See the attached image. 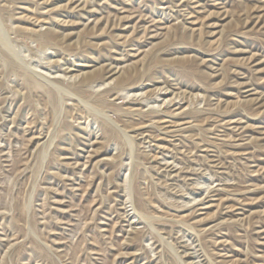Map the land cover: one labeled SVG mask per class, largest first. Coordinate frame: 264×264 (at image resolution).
I'll return each instance as SVG.
<instances>
[{
	"label": "rangeland",
	"instance_id": "rangeland-1",
	"mask_svg": "<svg viewBox=\"0 0 264 264\" xmlns=\"http://www.w3.org/2000/svg\"><path fill=\"white\" fill-rule=\"evenodd\" d=\"M0 264H264V0H0Z\"/></svg>",
	"mask_w": 264,
	"mask_h": 264
},
{
	"label": "bare ground",
	"instance_id": "bare-ground-1",
	"mask_svg": "<svg viewBox=\"0 0 264 264\" xmlns=\"http://www.w3.org/2000/svg\"><path fill=\"white\" fill-rule=\"evenodd\" d=\"M95 3H96V2H95ZM89 4H90V3H89ZM73 6H74V5H73ZM70 7H71V6H69V8H70ZM80 7H81V6H80ZM80 7H78V8H80ZM78 8H77V9H78ZM74 9H75V8H74ZM77 9H75V10H77ZM67 10H68V9H67ZM75 10H74V11H75ZM89 10H90V9H89ZM72 11H73V10H72ZM84 13H85V12H84ZM85 14H86V13H85ZM86 15H87V14H86ZM8 60H9V59H8ZM9 63H10V62H9ZM12 64H13V63H12ZM14 64H15V63H14ZM16 64H17V63H16ZM11 66H13V65H11ZM9 67H10V66H9ZM111 70H112V69H111ZM114 71H115V70H114ZM33 72H34V71H33ZM39 75H40V74H39ZM55 76H56V75H55ZM100 76H101V75H100ZM55 78H56V77H55ZM44 79H45V78H44ZM37 80H38V78H37ZM39 81H41V79H40ZM42 81H44V80H42ZM45 81H46V80H45ZM52 81H54V80H52ZM52 81H51V82H52ZM48 83H49V81H48ZM88 83H89V82H88ZM53 84H54V82H53L52 84H49V85H53ZM90 84H91V83H90ZM90 84H89V85H90ZM55 85H56V84H55ZM79 85H80V84H79ZM87 85H88V84H87ZM84 86H85V85H84ZM118 86H119V85H118ZM59 87H60V86H59ZM59 87H58V88H59ZM82 87H83V84H82V86H81L80 89H84V88H82ZM54 88H55V87H54ZM56 88H57V87H56ZM56 88H55V89H56ZM76 88H77V87H75L74 89H76ZM112 88H113V87H112ZM116 88H117V87H116ZM119 88H120V87H119ZM125 88H127V87H125ZM131 88H132V87H131ZM51 89H52V87H51ZM61 89H62V88H61ZM85 89H86V88H85ZM85 89H84V90H85ZM114 89H115V87H114ZM52 90H53V89H52ZM57 90H58V89H57ZM69 90H70V89H69ZM72 90H73V89H71V94H72V92H73ZM78 90H79V89H78ZM84 90H81V92H83ZM87 90H88V89H87ZM110 90H111V89H110ZM79 91H80V90H79ZM79 91L76 90V92H79ZM108 91H109V90H108ZM57 92H58V91H57ZM57 92H56V93H57ZM66 92H67V91H66ZM85 92H86V91H85ZM90 92H91V91H90ZM69 93H70V92H69ZM69 93H67V94H69ZM105 93H106V92H105ZM129 93H130V92H129ZM61 94H62V93H61ZM83 94L85 95L86 93H83ZM63 95H64V94H63ZM105 95H106V94H105ZM113 95H114V94H113ZM116 95H117V94H116ZM71 96H72V95H71ZM73 96H74V95H73ZM85 97H88V96H85ZM111 97H112V96H111ZM119 97H120V95H119ZM83 98H84V97H83ZM78 99H79V101H80V98H77V100H78ZM81 99H82V98H81ZM86 99H88V98H86ZM86 99H85V101H87ZM92 99H93V98H92ZM117 99H118V98H117ZM131 99H132V98H131ZM77 100H76V102H77ZM106 100H107V99H106ZM132 100H133V99H132ZM136 100H137V99H136ZM136 100H135V101H136ZM80 102L82 103L83 100L80 101ZM89 102H90V101H89ZM105 102H106V101H105ZM85 103H86V102H85ZM83 104H84V103H83ZM85 105H86V104H85ZM97 105H98V104H97ZM80 106H81V104H80ZM81 107H82V106H81ZM92 107H94V106H92ZM129 111H130V110H129ZM99 112H100V111H99ZM166 117H167V116H166ZM106 119H107V118H106ZM108 127H109V126H108ZM110 127H111V125H110ZM116 127H117V126H116ZM115 129H116V128H115ZM115 129H114V130H115ZM119 129H120V128H119ZM111 130L113 131V126H112V129H110V131H111ZM117 130H118V129H117ZM111 134H112V133H111ZM122 134H123V133H122ZM124 134H125V133H124ZM125 135H126V134H125ZM121 137H122V136H121ZM124 137H125V136H124ZM125 138H126V137H125ZM123 140H125V139H123ZM130 144H131V143H130ZM46 155H47V154H46ZM128 177H129V176H128ZM128 177H127V178H128ZM133 177H134V176H133ZM134 178H135V177H134ZM133 180H134V179H133ZM133 209H134V208H133ZM134 212L137 213V211H134ZM144 222H145V221H144Z\"/></svg>",
	"mask_w": 264,
	"mask_h": 264
}]
</instances>
